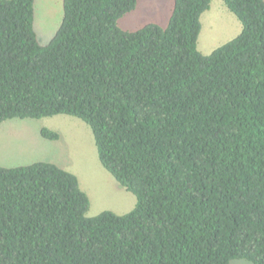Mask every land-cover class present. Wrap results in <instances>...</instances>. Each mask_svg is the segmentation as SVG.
<instances>
[{"label":"trees","instance_id":"16d2710c","mask_svg":"<svg viewBox=\"0 0 264 264\" xmlns=\"http://www.w3.org/2000/svg\"><path fill=\"white\" fill-rule=\"evenodd\" d=\"M222 2L241 30L203 54L210 0H173L164 27L134 30L117 20L136 0H62L46 44L34 0H0V123L84 121L136 198L86 216L73 173L0 166V264H264V0Z\"/></svg>","mask_w":264,"mask_h":264},{"label":"rangeland","instance_id":"374dc122","mask_svg":"<svg viewBox=\"0 0 264 264\" xmlns=\"http://www.w3.org/2000/svg\"><path fill=\"white\" fill-rule=\"evenodd\" d=\"M173 0H136L135 7L117 20L120 28H138L152 22L165 26ZM62 19V0H34L33 30L46 44ZM241 23L222 0H210L200 15L197 50L203 54L235 37ZM58 133V139L41 136L40 129ZM37 161L51 162L73 173L89 199L86 216L103 210L123 214L136 203L135 195L122 187L99 162L90 127L64 114L41 118H12L0 123V166L13 167ZM229 264H252L234 259Z\"/></svg>","mask_w":264,"mask_h":264},{"label":"crops","instance_id":"0c3cea01","mask_svg":"<svg viewBox=\"0 0 264 264\" xmlns=\"http://www.w3.org/2000/svg\"><path fill=\"white\" fill-rule=\"evenodd\" d=\"M169 18V17H168ZM168 21V20H167ZM121 29H123V30H134V29H131V28H128V27H123V28H121ZM135 29H137V28H135Z\"/></svg>","mask_w":264,"mask_h":264}]
</instances>
